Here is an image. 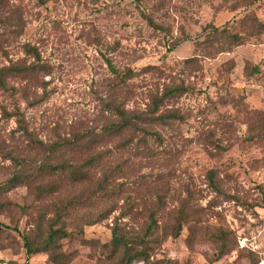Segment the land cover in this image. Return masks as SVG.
Returning a JSON list of instances; mask_svg holds the SVG:
<instances>
[{"label":"rangeland","instance_id":"rangeland-1","mask_svg":"<svg viewBox=\"0 0 264 264\" xmlns=\"http://www.w3.org/2000/svg\"><path fill=\"white\" fill-rule=\"evenodd\" d=\"M255 18L264 24V0H0V69L39 63L0 84V264H53L52 252L26 253L24 236L37 246L55 206L72 198L57 241L65 264H254L264 248V30ZM109 104L178 115L108 136ZM74 137L81 145L71 151L63 141ZM92 156L88 179L44 177L59 186L52 195L5 184L25 161ZM113 228L144 257L114 252Z\"/></svg>","mask_w":264,"mask_h":264},{"label":"trees","instance_id":"trees-1","mask_svg":"<svg viewBox=\"0 0 264 264\" xmlns=\"http://www.w3.org/2000/svg\"><path fill=\"white\" fill-rule=\"evenodd\" d=\"M148 22L152 26H156L154 22L146 16ZM256 19V18H255ZM256 21L257 27L260 29V31L264 30V24L260 23L259 21ZM236 40L237 44L242 43V37L241 35L235 34L233 36ZM29 51L33 53V56L40 60L39 53L36 49L30 48ZM111 71L114 74H119L117 69L112 66L111 63H108ZM38 65L31 64V65H25V66H9L7 68L0 69V84L3 85L4 82L1 81L5 74H12V75H19V76H25L30 77L34 72H36V69ZM131 73L128 72L124 76H120V80L122 82L125 81V78H127ZM182 90V86H175L172 88H169L167 90V93L169 95H173L177 92H180ZM163 96L160 98H156L153 100L154 107L159 105L163 101ZM109 109L112 111L113 115L117 117V120L114 122H111L107 124L104 128L106 131L104 135L108 136H115V135H122L126 131H129L131 129H135L140 122L141 123H155L156 121L164 122L167 118H176L178 114L175 112H170L166 116H154V117H148L144 115L136 114L132 111H127L123 106L121 105H113L109 104ZM23 131L27 133L26 129L23 128ZM81 141V138L74 137L69 140H64L63 145L69 147V149L75 150L76 147L80 146L79 144ZM88 142V140H86ZM37 143L44 148L42 141H37ZM59 143H55L50 145L47 150L54 151L58 147ZM85 146V145H84ZM96 156L89 157L85 161H82L80 165L77 164H70L69 162H56L54 164L45 162L41 163L39 165H29L26 164V161L24 162L23 166L19 170H17L8 180L5 182L8 187H15L19 184H24L29 190L33 191V194L37 197H44L47 195L55 194L59 190V186L57 183H50V182H44L43 178L46 176H59V178L62 177L63 173L66 175V180L70 181L72 183L74 182H80L84 179H88L87 169L94 165ZM19 163V165H21ZM212 180V176H211ZM106 181V180H105ZM102 190V189H101ZM75 198H72L70 200H67L65 202L60 201L59 204H57L54 208L55 213V219L50 220L47 225V231L45 235L42 237L40 243L37 246H33L32 242L24 236V245L26 248V253L31 254L33 252L37 251H44V252H52L51 261L53 264H65L67 260V255L61 251H58V243L57 241L60 238H63L66 236V231L64 229V217L67 215V211L73 207L74 204H76ZM56 224H59V226H55ZM156 224V222L151 219L149 225L146 228V232L144 234V237L146 235H149L151 233L152 227ZM55 226V227H54ZM180 232V224H178L174 236L178 235ZM144 239L141 241V243L144 242ZM111 246L112 250L114 252L120 251L121 248L124 249L122 252V256H128V260L131 259H140L144 257V254L142 251H135L133 253L129 252L128 250L131 249L129 246V242L126 238V236L123 233H120L118 229L113 228L112 229V237H111ZM264 250L262 248L261 250H257V257L254 264H257V261L260 258L261 252Z\"/></svg>","mask_w":264,"mask_h":264},{"label":"built area","instance_id":"built-area-1","mask_svg":"<svg viewBox=\"0 0 264 264\" xmlns=\"http://www.w3.org/2000/svg\"><path fill=\"white\" fill-rule=\"evenodd\" d=\"M257 264H264V250L260 254V258L257 261Z\"/></svg>","mask_w":264,"mask_h":264}]
</instances>
